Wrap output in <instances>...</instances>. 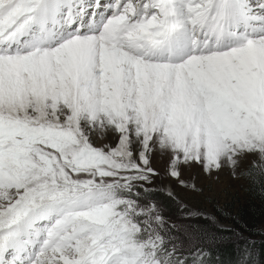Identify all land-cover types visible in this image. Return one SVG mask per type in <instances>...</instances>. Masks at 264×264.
Returning <instances> with one entry per match:
<instances>
[{"label": "snow or ice", "instance_id": "obj_1", "mask_svg": "<svg viewBox=\"0 0 264 264\" xmlns=\"http://www.w3.org/2000/svg\"><path fill=\"white\" fill-rule=\"evenodd\" d=\"M157 153L264 190V0H0V264H212Z\"/></svg>", "mask_w": 264, "mask_h": 264}, {"label": "rangeland", "instance_id": "obj_2", "mask_svg": "<svg viewBox=\"0 0 264 264\" xmlns=\"http://www.w3.org/2000/svg\"><path fill=\"white\" fill-rule=\"evenodd\" d=\"M251 159L243 165L244 168L250 166ZM168 165L169 158L166 155L154 154L151 166L158 175L154 177L152 184L145 187L153 189L151 199L171 223L185 228H199L201 222L197 220L206 219L221 229H236L241 221L239 207L247 205L250 199L249 180L234 179L228 169L209 176L199 165L193 164L181 168V179L188 185L195 184L198 190H193L181 186L170 177ZM241 233L244 240L237 241L236 246L228 249L227 256L224 254L220 259L212 258V264H233L236 247L246 241L252 242L255 264H264V217L257 223L255 235Z\"/></svg>", "mask_w": 264, "mask_h": 264}, {"label": "trees", "instance_id": "obj_3", "mask_svg": "<svg viewBox=\"0 0 264 264\" xmlns=\"http://www.w3.org/2000/svg\"><path fill=\"white\" fill-rule=\"evenodd\" d=\"M249 201L247 205L239 207V218L241 221L237 224L236 229H221L215 223L206 219H199V230L208 234L210 237H215V243L211 245L212 258L216 259L226 254L228 249H232L237 245L235 233L244 232L247 235H255L257 223L264 217V190L259 186H253L250 183ZM248 225V227H246ZM224 252V253H223ZM264 256V254H262ZM213 261V260H212ZM214 262V261H213Z\"/></svg>", "mask_w": 264, "mask_h": 264}]
</instances>
